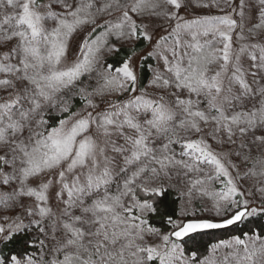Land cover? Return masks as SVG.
I'll use <instances>...</instances> for the list:
<instances>
[{"label":"snow or ice","instance_id":"snow-or-ice-1","mask_svg":"<svg viewBox=\"0 0 264 264\" xmlns=\"http://www.w3.org/2000/svg\"><path fill=\"white\" fill-rule=\"evenodd\" d=\"M262 219L264 0H0V264H264Z\"/></svg>","mask_w":264,"mask_h":264},{"label":"trees","instance_id":"trees-1","mask_svg":"<svg viewBox=\"0 0 264 264\" xmlns=\"http://www.w3.org/2000/svg\"><path fill=\"white\" fill-rule=\"evenodd\" d=\"M212 11L215 12L216 10L213 9ZM260 222H261V223H264V219H262Z\"/></svg>","mask_w":264,"mask_h":264}]
</instances>
